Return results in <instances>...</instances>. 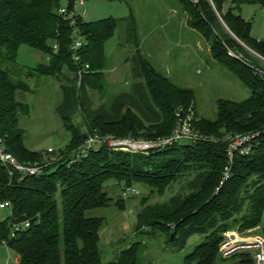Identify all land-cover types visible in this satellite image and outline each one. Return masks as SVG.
<instances>
[{
  "label": "trees",
  "instance_id": "obj_1",
  "mask_svg": "<svg viewBox=\"0 0 264 264\" xmlns=\"http://www.w3.org/2000/svg\"><path fill=\"white\" fill-rule=\"evenodd\" d=\"M76 0H68L72 13ZM123 2L124 0H107ZM186 25L207 46L215 63L229 68L250 92L242 101L218 100L214 118L199 117L191 89L179 88L140 55L136 25L130 10L126 19L85 22L74 14V24L59 14V0H0V137L5 148L20 162L45 164L46 154L25 147L19 116L28 107L15 99L16 92L31 91L21 79L25 69L16 64L17 52L27 46L46 56L27 76L53 77L59 83L61 102L57 112L70 132L68 145L38 177H21L0 166V202L10 204V216L0 222V244L17 255V264H138L141 244L120 252L103 263L99 251L100 217H87L95 209L114 203L125 208L122 194L131 187L149 189L140 202L138 230L144 227L172 234L173 243L184 248L194 235L203 241L185 256L183 264H216L224 232L237 226L240 233L261 226L264 212V67L257 68L229 55L243 52L242 44L264 59V38L251 36V22L238 13L243 5L264 8V0H178ZM125 24L135 40L130 62L136 82L111 103L93 108L89 92L103 98L107 83L104 44L117 25ZM224 26V27H223ZM135 28V29H134ZM134 29V30H133ZM82 47L72 59V31ZM237 41L240 43L238 44ZM248 56V55H247ZM5 65L8 67L6 68ZM18 74V77H17ZM17 77V78H16ZM191 108V127L204 140L183 143L149 155L113 151L106 146L75 158L84 136L130 137L155 140L167 137L175 125L174 111ZM79 114V123L74 117ZM84 129V131L82 130ZM255 134L249 155L235 156L228 177L219 187L227 165V136ZM45 155V157H44ZM183 175L188 193L173 195L168 202L148 205L150 197L162 196ZM109 180L123 185L113 201L106 192ZM216 189L218 191L216 192ZM28 227L10 237L12 225ZM235 264H253L250 253L235 254Z\"/></svg>",
  "mask_w": 264,
  "mask_h": 264
},
{
  "label": "rangeland",
  "instance_id": "obj_2",
  "mask_svg": "<svg viewBox=\"0 0 264 264\" xmlns=\"http://www.w3.org/2000/svg\"><path fill=\"white\" fill-rule=\"evenodd\" d=\"M173 1L178 3V0H124L123 2L84 0V6L79 7L76 4L74 10L85 22H96L107 18L126 19L130 16L131 10L136 25L135 37L140 42V55L148 60L157 73L168 77L173 85L179 88H190L194 92L195 108L199 117L212 119L218 100L238 102L246 99L250 92L229 68L215 62H209L212 69L205 66L200 57L207 59V55L194 50L193 37L185 24L180 25L183 14L175 8L176 3ZM59 4L62 9H65L68 0H59ZM82 10H85L84 14ZM237 13L244 20L251 22L253 38L257 40L264 38V8L243 5ZM132 32L128 36L125 32V24L120 23L113 37L105 42L104 53L107 67L103 73L107 91L103 98L94 91L89 92L93 108L101 103H111L119 93L129 92L136 82L131 74L132 64L129 61L134 53L135 37ZM186 33L191 36L188 39L191 47L183 48L175 45V39L181 36L184 38ZM192 35L195 34L192 33ZM160 36H164L165 39L158 40ZM237 43L240 44L238 41ZM240 45L248 56L243 52L230 50L233 58L244 60L257 68L264 67V59L242 44ZM173 58H175L176 66ZM171 63H173L172 66ZM16 64L19 69H25L28 73L33 72L40 64H47V59L39 51L21 46L17 52ZM5 67L8 66L5 65ZM25 72L22 73L21 79L28 84L31 91L16 92L15 99L26 105L29 112L25 116H19L18 127L23 131L26 148L42 154L51 150L52 153L46 155L45 161L54 162L59 152L68 145L71 139L70 132L63 127L56 110L62 100L59 83L53 77L27 76ZM73 121L79 123V114L74 117ZM190 180H192L191 176L183 175L171 184L162 196L150 197L147 204H162L168 202L173 195L188 193L186 183ZM122 190L123 185H119L114 180L106 183V192L113 201L121 196ZM131 190H134V193H129L126 197L123 210L118 209L112 203L105 209H95L86 213L87 217H100L104 221L99 232L98 244L102 262L114 261L121 251L139 243L141 248L137 257L138 264H183L185 256L203 241V236H192L181 249L168 241V239L172 240V234L168 235L148 227L138 230L137 216L141 209L140 202L148 197L149 189L136 185L131 187ZM9 216L8 209L0 210V222L6 221ZM260 228L264 236V212ZM226 232L239 233L237 226ZM244 233L239 234L240 238L245 237ZM1 247L4 253H0V258L4 256L5 263L8 264L7 260L10 257L9 264H15L16 253L9 248ZM233 256L224 260L218 259L216 264H235L237 258Z\"/></svg>",
  "mask_w": 264,
  "mask_h": 264
},
{
  "label": "built area",
  "instance_id": "obj_3",
  "mask_svg": "<svg viewBox=\"0 0 264 264\" xmlns=\"http://www.w3.org/2000/svg\"><path fill=\"white\" fill-rule=\"evenodd\" d=\"M196 3L197 0H192ZM78 4L79 7L84 6V0H76L75 5ZM85 10H82V14ZM59 14L63 18L70 20L71 24H74V14L67 13L66 9H60ZM78 15V14H76ZM73 45L72 59L78 61V56L76 51L82 47V40L79 38L76 30L72 31ZM230 56L234 57L231 53ZM175 125L170 135L161 139L155 140H144V139H133L130 137L126 138H115L112 136H86L84 143L81 145L80 149L75 154V158L86 156L91 150L98 149L101 146H106L113 151H121L130 154H140L149 155L151 153H156L172 146L190 143L195 141L204 140L196 131L191 127V123L194 119V112L191 108L183 109L177 108L174 111ZM255 134H244V135H233L227 136L225 142L227 144L226 155H227V165L223 168L222 178L219 183V187L222 185L229 174V169L232 160L235 156H246L252 151L255 146ZM52 153L51 150L47 151V154ZM50 164L47 162L45 164L41 163H30V162H20L15 159L10 153L7 152L3 139L0 137V166L5 167L12 173H16L21 177H38L43 174L44 169ZM218 189H216V192ZM129 193H134V190H125L122 194L123 196H128ZM9 209L10 204L8 202H0V210ZM28 227L27 223L22 225H12V230L10 237H14L15 234ZM247 252L250 253L253 264H264V239L263 238H253L251 240H244L240 238L238 233L226 232L222 235V241L218 248L219 257L224 260L231 256L239 253Z\"/></svg>",
  "mask_w": 264,
  "mask_h": 264
},
{
  "label": "crops",
  "instance_id": "obj_4",
  "mask_svg": "<svg viewBox=\"0 0 264 264\" xmlns=\"http://www.w3.org/2000/svg\"><path fill=\"white\" fill-rule=\"evenodd\" d=\"M173 2H175V1H173ZM175 8H177V10H179L183 14L182 20L180 21V25H183V24L186 25V16L182 12L181 6L178 3H176ZM186 27H187V25H186ZM188 30H189V33L191 34V36L193 37V47H195L194 50L196 49L197 52H203L207 55V59L200 57V60L203 61V63L205 64L206 67L207 66L210 67L209 62L213 63V61L209 57L208 46L193 31H191L189 28H188ZM192 33L195 35H192ZM184 36H185L184 38H183V36H181L180 38L175 39V41H174L176 43L175 45H179L180 47H183V48H190L191 46L188 43V39L191 36L188 33H186V35H184ZM163 39H165L164 36H160V38H158V40H160V41H162ZM185 43H188V44H185ZM196 56H198V54H196ZM174 60H175V58H173V63L176 66ZM173 63H171V66L173 65ZM186 89H190V88H186ZM15 98H16V94H15ZM1 210H5V209H1ZM244 234H245L244 235L245 237H243L242 239L247 240V241L251 240L253 238H263L264 239V236L261 234V228L260 227L255 228V229L250 230V231H246ZM1 246L6 247V248H8V247L0 244V253L2 254V253H4V250ZM0 260H1L0 264H6L5 260H4V256L3 257L1 256ZM10 261H11V258L9 257L7 260V263L9 264ZM14 263L17 264V259L14 260Z\"/></svg>",
  "mask_w": 264,
  "mask_h": 264
},
{
  "label": "water",
  "instance_id": "obj_5",
  "mask_svg": "<svg viewBox=\"0 0 264 264\" xmlns=\"http://www.w3.org/2000/svg\"><path fill=\"white\" fill-rule=\"evenodd\" d=\"M84 139H86V136H84ZM171 239H172V236H171Z\"/></svg>",
  "mask_w": 264,
  "mask_h": 264
}]
</instances>
